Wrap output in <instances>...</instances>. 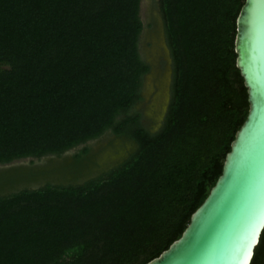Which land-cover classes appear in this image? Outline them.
<instances>
[{"label": "trees", "instance_id": "16d2710c", "mask_svg": "<svg viewBox=\"0 0 264 264\" xmlns=\"http://www.w3.org/2000/svg\"><path fill=\"white\" fill-rule=\"evenodd\" d=\"M242 2L159 0L171 75L149 132L132 109L149 70L139 0H0V165L38 162L0 171V264H144L180 235L246 115ZM103 132L133 142L112 167L63 155Z\"/></svg>", "mask_w": 264, "mask_h": 264}, {"label": "water", "instance_id": "95a60500", "mask_svg": "<svg viewBox=\"0 0 264 264\" xmlns=\"http://www.w3.org/2000/svg\"><path fill=\"white\" fill-rule=\"evenodd\" d=\"M234 24L246 115L180 235L144 264H249L264 226V0H243Z\"/></svg>", "mask_w": 264, "mask_h": 264}, {"label": "rangeland", "instance_id": "374dc122", "mask_svg": "<svg viewBox=\"0 0 264 264\" xmlns=\"http://www.w3.org/2000/svg\"><path fill=\"white\" fill-rule=\"evenodd\" d=\"M138 5V17L142 25L137 41L138 53L148 65L149 70L142 76L140 99L132 109L140 113V123L148 130H153L160 126L169 101L170 57L164 39L159 0H139ZM90 143L91 150L96 153L101 152L91 158L89 164L91 172L112 167L123 160L133 148V142L130 139L115 136L110 132H103ZM76 147L69 149L63 155L69 154ZM26 160L28 158L12 162L22 164ZM56 177L57 175L50 176V179L61 180V177Z\"/></svg>", "mask_w": 264, "mask_h": 264}, {"label": "flooded vegetation", "instance_id": "af4514ba", "mask_svg": "<svg viewBox=\"0 0 264 264\" xmlns=\"http://www.w3.org/2000/svg\"><path fill=\"white\" fill-rule=\"evenodd\" d=\"M147 129V128H146ZM148 130V129H147ZM156 129H153V130H148L149 132H154ZM96 139V138H95ZM92 140H94V139H91V140H87V141H85L81 146H78V147H76V148H74L73 149V151H71L69 154H71V153H73V152H75V151H77V150H80L82 147H86L87 148V152H88V154H95V155H98V154H101V152H95L94 150H91V146H90V142L92 141ZM69 154H67V156L69 155ZM33 161H32V163L31 164H29V158H28V160H26L25 162H22V164L21 163H15V162H11V163H8V164H3V165H0V171H3V170H6V169H12V168H23V167H26V166H28V165H31L33 168H36V169H38L37 167H38V162H35L36 161V159H32ZM49 172L51 171V169H49L48 170Z\"/></svg>", "mask_w": 264, "mask_h": 264}]
</instances>
